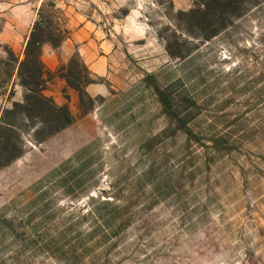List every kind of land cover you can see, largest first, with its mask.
<instances>
[{
    "label": "rangeland",
    "instance_id": "374dc122",
    "mask_svg": "<svg viewBox=\"0 0 264 264\" xmlns=\"http://www.w3.org/2000/svg\"><path fill=\"white\" fill-rule=\"evenodd\" d=\"M195 1L0 0V59L44 6L71 32L52 71L78 50L103 82L82 116L56 77L74 124L0 171V264H264V0L172 60Z\"/></svg>",
    "mask_w": 264,
    "mask_h": 264
},
{
    "label": "trees",
    "instance_id": "16d2710c",
    "mask_svg": "<svg viewBox=\"0 0 264 264\" xmlns=\"http://www.w3.org/2000/svg\"><path fill=\"white\" fill-rule=\"evenodd\" d=\"M262 1L196 0L194 8L175 14L176 25L169 36L160 35L168 56L172 60H185L200 43L209 42L225 32ZM70 38L71 32L66 26L54 25L53 16L43 6L26 38L22 56L9 46H1L6 58L0 59V88L6 89L12 84L8 95L10 106L0 114V171L27 153L28 136L40 145L74 124L76 118L69 105H58L53 97L46 95L56 77L66 84L67 100L70 98L68 89L78 94L82 116L95 108L96 100L87 89L103 82L96 79L78 50L56 71L50 70L43 60L45 46L59 50ZM194 41H198L197 44ZM16 86L23 89L21 101L13 100Z\"/></svg>",
    "mask_w": 264,
    "mask_h": 264
},
{
    "label": "crops",
    "instance_id": "0c3cea01",
    "mask_svg": "<svg viewBox=\"0 0 264 264\" xmlns=\"http://www.w3.org/2000/svg\"><path fill=\"white\" fill-rule=\"evenodd\" d=\"M56 52L57 51L54 50L51 46L47 45L44 47L43 60L51 70H55L59 64V58ZM102 58H104L105 60L109 59L108 57H105V56ZM64 60H67V57L64 58ZM99 64H101L100 61H98V65L97 63L93 64V68L96 72L101 67V65ZM88 88H95V89L98 88L99 92L103 91V87L98 84L90 85Z\"/></svg>",
    "mask_w": 264,
    "mask_h": 264
}]
</instances>
